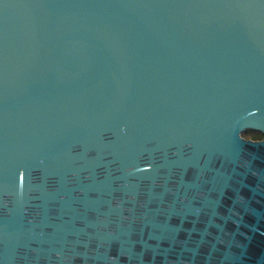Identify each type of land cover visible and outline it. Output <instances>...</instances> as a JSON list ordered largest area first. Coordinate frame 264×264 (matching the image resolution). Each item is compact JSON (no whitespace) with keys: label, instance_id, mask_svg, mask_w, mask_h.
<instances>
[{"label":"water","instance_id":"water-1","mask_svg":"<svg viewBox=\"0 0 264 264\" xmlns=\"http://www.w3.org/2000/svg\"><path fill=\"white\" fill-rule=\"evenodd\" d=\"M264 0H0V264H264Z\"/></svg>","mask_w":264,"mask_h":264},{"label":"trees","instance_id":"trees-1","mask_svg":"<svg viewBox=\"0 0 264 264\" xmlns=\"http://www.w3.org/2000/svg\"><path fill=\"white\" fill-rule=\"evenodd\" d=\"M242 136L246 139H250V140H254V141H259V140L264 139V136L262 134L257 133V132H253V131H247V132L243 133Z\"/></svg>","mask_w":264,"mask_h":264}]
</instances>
